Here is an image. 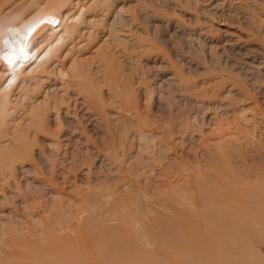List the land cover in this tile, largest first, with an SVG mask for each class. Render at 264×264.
I'll return each mask as SVG.
<instances>
[{
	"label": "rangeland",
	"instance_id": "rangeland-1",
	"mask_svg": "<svg viewBox=\"0 0 264 264\" xmlns=\"http://www.w3.org/2000/svg\"><path fill=\"white\" fill-rule=\"evenodd\" d=\"M13 1L3 6V13ZM28 2L18 0L23 6ZM190 2L127 0L121 10L108 13L92 28L94 40L84 42L81 32L73 53L61 57L66 67L79 56H94L95 47L110 42L114 32L133 47L131 59L117 49L114 52L138 93V114L127 112L118 101L110 102L104 86L107 102L99 106L74 90L80 78L57 85L58 102L48 113L46 135L55 139L56 150L37 136L34 167L18 169L21 193L15 197L5 190L9 202H1L6 215L0 211V221H15V212L28 221L22 207L25 200L34 210L31 213L47 210L49 232L74 245L80 240L69 231L73 229L94 241L136 239L129 223L134 215L145 217L144 229L151 235L153 230L176 225L177 217L205 232L173 191L188 189L198 178L221 180L213 178L217 171L212 146L199 145L200 129L209 135L214 118L232 117L240 106L254 103L264 111V0ZM96 66L92 60V73L100 80ZM45 84L56 82L51 78ZM258 130L262 135L257 143L242 144L225 154L226 180L241 184L247 168L252 176L264 171L263 126ZM138 133L153 134L149 141L154 146L148 148L136 137ZM53 187L65 194L76 190L80 202L67 206L63 195V204H55ZM84 208L88 214L77 217ZM259 251L264 257V244Z\"/></svg>",
	"mask_w": 264,
	"mask_h": 264
},
{
	"label": "bare ground",
	"instance_id": "bare-ground-1",
	"mask_svg": "<svg viewBox=\"0 0 264 264\" xmlns=\"http://www.w3.org/2000/svg\"><path fill=\"white\" fill-rule=\"evenodd\" d=\"M8 2L0 0L1 206V202L5 205L9 202L5 190L13 191L15 197L21 193L17 171L27 165L34 167L37 136L47 139L48 145L56 150L55 139L46 135L48 113L58 102L54 96L57 85L62 87L76 76L82 81L74 82V90L99 106L107 102L104 86L110 102H120L134 115L138 114L139 100L114 52L117 49L131 59L133 47L116 32L110 42L95 47L91 58L79 56L67 67L61 63L62 56L73 53L75 39L81 32L86 36L84 42L94 40L92 28L108 13L121 10L127 0H29L26 6L14 0L12 7L3 13L2 8ZM196 3L197 0H191L190 5ZM92 60L97 64L100 80L92 73ZM51 78L56 84L47 86L45 83ZM260 126L264 129V111L253 103L240 106L232 117L214 118L209 135L199 130L202 140L199 145L203 149L213 148L216 159L213 168L217 171L213 178H221L216 182L219 185L198 178L188 189L173 192L181 205L194 213L205 232L177 217L176 225L168 230H153L151 235L144 229L145 217L134 215L129 223L136 230V239L94 241L91 235L78 234L73 229L69 231L80 240V244L74 245L49 232L45 226L47 210L31 213L34 210L24 200L23 213L28 221L18 212L13 214L15 221H5L9 216L5 222L0 221V264H264L259 251V245L264 244V171L252 176L247 168L238 184L226 180L222 164L228 152L242 144L257 143L262 135ZM136 135L148 148L154 146L149 141L153 134ZM53 189L55 204L62 205L64 196L71 204L67 206L80 202L76 190L65 194L63 189ZM216 197L220 199L217 203L213 200ZM11 213L7 214L10 219ZM84 214H88L86 208L76 216L81 218Z\"/></svg>",
	"mask_w": 264,
	"mask_h": 264
}]
</instances>
